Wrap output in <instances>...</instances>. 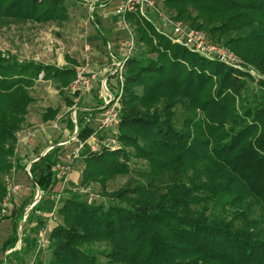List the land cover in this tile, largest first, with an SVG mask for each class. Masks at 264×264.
I'll list each match as a JSON object with an SVG mask.
<instances>
[{
    "label": "trees",
    "instance_id": "1",
    "mask_svg": "<svg viewBox=\"0 0 264 264\" xmlns=\"http://www.w3.org/2000/svg\"><path fill=\"white\" fill-rule=\"evenodd\" d=\"M162 1L180 7L176 19L206 29L244 64L203 55L128 13L138 30L124 65L119 124L98 150L85 145L80 152L86 162L81 184L105 185L119 174L130 175L128 182L109 193L103 187L105 199L90 201L67 188L71 180L55 200L66 148L55 142L29 170L43 195L27 217L20 248L24 209L0 217V224L14 223L2 250L15 249L0 264H28L32 255L31 264H264V215L253 206L256 201L264 210V50L251 54L246 47L264 39V0ZM67 15L65 0H0V19L59 22ZM77 67L74 60L59 67L0 54V212L8 192L3 179L15 169L18 132L33 101L29 90L40 79L51 81L73 106L80 91L69 96L66 90ZM103 105L93 111L79 105L77 123L68 116L67 127L74 133L79 127L72 143L90 137L88 116L103 112ZM181 105L189 112L182 125ZM57 114L47 108L43 119ZM54 209L52 219L44 217ZM47 222L48 246L37 250Z\"/></svg>",
    "mask_w": 264,
    "mask_h": 264
},
{
    "label": "rangeland",
    "instance_id": "2",
    "mask_svg": "<svg viewBox=\"0 0 264 264\" xmlns=\"http://www.w3.org/2000/svg\"><path fill=\"white\" fill-rule=\"evenodd\" d=\"M249 1L255 3L260 0ZM105 2L106 0H65L68 15L59 22L0 19V54L15 56L21 61H35L59 67L66 66L72 63L73 60L77 62V66L84 65L89 61V72L97 75L96 80L85 89V94L83 92L81 95V100L79 97H72L75 101L73 106H69L66 103L61 91L51 81L40 79L29 90L33 101L28 106L26 120L18 132V143L15 156L12 158L15 169L5 175L3 179L5 185L8 178L17 183L20 186V191L13 197L9 213L2 215L0 212V217L10 216L11 210L14 207H19L27 212L31 203L34 202L38 194V188L33 186L27 170H30L32 162L37 159L39 154L48 152L55 142L65 143V155L71 154L77 147V142H71L76 136L73 129L67 127L68 116L71 114L70 116L73 121L77 122V112L81 109L79 105L93 108L106 102V91L103 89V80L111 72L112 67V57L109 54L108 43L112 44V50L118 56L129 38V31L121 25V16L115 13L116 3L112 6H101L107 5V2ZM90 3H94V9H91ZM157 7L175 21L181 22V19H176L180 7L169 8L162 0H157ZM137 17L142 22L144 21L141 17ZM127 20L132 33L136 35L138 30L137 25L133 20ZM153 22L157 25L162 22L161 17L157 13L153 15ZM182 25L189 27L190 23L183 22ZM166 30L169 34L175 36L171 28H166ZM202 31L209 35L206 29ZM105 39L108 42H105ZM211 40L214 41L213 39ZM214 42L216 43L217 41ZM217 43L226 46L224 43ZM86 46L90 47L88 51L86 50ZM227 47L234 51L232 47ZM246 47L249 48L251 54L261 53L264 50V39L253 40ZM236 55L241 59L237 53ZM106 84L110 92H117L120 83L118 84L117 78L115 79L113 75L107 78ZM74 89L75 87L72 84V87L66 90L67 95H72ZM47 108H52L58 112L56 118L48 121L43 119ZM101 113L98 112L93 117L88 116L94 127L97 125ZM187 116H189L187 109L183 105L179 106L178 123L180 125H182L183 120ZM113 132L112 130L106 131L103 139L106 140L108 137H112ZM18 159H20L21 165H25V169L19 167V165L17 167ZM73 162V169L69 175L68 183L71 180L73 182L71 181L72 183L67 188L71 192L83 194L90 201L105 199L103 192H101L103 187L106 192H113L124 186L130 178V175L119 174L105 182V185L99 182L83 185L81 184V179L86 162L80 155ZM132 165L133 167L135 166L134 164ZM73 174L76 178L75 180L71 178ZM61 186L60 182L54 190L55 195L53 198L55 200L57 199L58 192L61 191ZM253 203H255L253 206H256V211L264 215V210L258 202L253 201ZM38 214L40 213L38 212ZM45 216H47L46 213L44 214ZM13 226L12 219H5L0 224V261L5 260L6 254L2 250V246L5 239L13 232ZM27 227L29 226L26 218L23 232ZM21 244L22 239L17 248H20ZM41 258L45 263H48L50 253L44 250L41 253ZM27 261L28 264H31L33 255L28 257Z\"/></svg>",
    "mask_w": 264,
    "mask_h": 264
},
{
    "label": "built area",
    "instance_id": "3",
    "mask_svg": "<svg viewBox=\"0 0 264 264\" xmlns=\"http://www.w3.org/2000/svg\"><path fill=\"white\" fill-rule=\"evenodd\" d=\"M108 6L110 3H116L115 13L121 16V25L123 28L129 31V38L124 44V48L121 50V53L117 54L112 50V44L109 43V54L112 57L111 60V72L103 80V89L106 91V102L100 108L104 109L101 113L97 125L94 127V132L90 137L84 142H77V147L72 151L71 154L65 155L64 161L58 165L59 177L63 180L61 182V191L58 193L57 201L61 197L62 190L68 186V178L73 169V161L79 157L81 150L85 145H88L93 151L98 150L99 143H106L108 140H101L100 135L104 134L108 130H116L119 124V107H120V98L123 91L124 84V65L126 63L127 57H130L132 52L135 49L136 41L135 35L131 31V27L128 23V13L139 14L142 19L153 22V15L157 13L161 17V23L159 25L155 24L157 29L161 32H164L172 36L177 42H180L190 49H193L203 55L217 59L221 62L227 63L229 65L242 66L244 62L238 58L236 53L230 48L224 45H220L212 41L208 35L203 32L201 29H194L190 27L183 26L179 21H175L172 17L166 15L160 11L157 7V0H106ZM105 2V3H106ZM91 9H94V3H90ZM165 28V29H164ZM166 28H171L175 36L169 34ZM90 49L89 46H86V50ZM89 61L84 65L77 67V79L73 83L75 87L74 91H80V97L87 87H89L92 82L97 78L95 73L89 72ZM115 76L118 82L117 92H110L107 83V78L109 76ZM92 88V87H91ZM90 88V89H91ZM85 94V92H84ZM89 110V109H88ZM111 144H116L114 139H110ZM7 188L8 192L5 199L1 205L2 215L9 213V209L12 204L13 197L19 193L20 186L7 179ZM94 197V196H92ZM56 209V207H55ZM46 214L49 219H52L54 212ZM48 225L42 227L38 233L37 240V250H43L48 246Z\"/></svg>",
    "mask_w": 264,
    "mask_h": 264
},
{
    "label": "water",
    "instance_id": "4",
    "mask_svg": "<svg viewBox=\"0 0 264 264\" xmlns=\"http://www.w3.org/2000/svg\"><path fill=\"white\" fill-rule=\"evenodd\" d=\"M75 123H77V122H75ZM78 131H79V127L77 126V127H76V131H75V136H77ZM62 144H65V143H60V144H57V145H55V146H59V145H62ZM51 148H52V147H51ZM51 148H50V150H51ZM46 153H47V152L41 154V156H44ZM38 159H39V158H37V159L34 160L33 162L37 161ZM33 162H32V163H33ZM27 171L29 172V170H27ZM28 174H29V176H31L30 173H28ZM42 195H43V192L41 191V189L38 188V194H37V196H36L34 202L30 205L28 211L25 212L24 218H23L22 221H21V225H20V228H19V231H18L19 241H18V243H17L16 248L18 247V245L20 244L21 239H22V235H23V226H24V224H25V220H26L27 216L29 215L31 209H32V208H33V207H34V206L40 201ZM16 248H15V249H16ZM15 249H12V250L8 251V252L6 253V255H7L8 253L13 252Z\"/></svg>",
    "mask_w": 264,
    "mask_h": 264
},
{
    "label": "crops",
    "instance_id": "5",
    "mask_svg": "<svg viewBox=\"0 0 264 264\" xmlns=\"http://www.w3.org/2000/svg\"><path fill=\"white\" fill-rule=\"evenodd\" d=\"M114 3H110L109 5L112 6ZM102 6V5H101ZM109 44V43H108ZM97 107V106H96ZM96 107H91V108H88L89 110H94ZM73 177H71L73 180H75L76 178L74 177V174L72 175Z\"/></svg>",
    "mask_w": 264,
    "mask_h": 264
}]
</instances>
